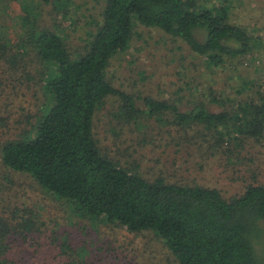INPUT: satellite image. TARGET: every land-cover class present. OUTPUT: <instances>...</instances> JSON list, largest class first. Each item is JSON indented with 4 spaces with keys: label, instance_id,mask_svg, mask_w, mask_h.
Returning <instances> with one entry per match:
<instances>
[{
    "label": "trees",
    "instance_id": "trees-1",
    "mask_svg": "<svg viewBox=\"0 0 264 264\" xmlns=\"http://www.w3.org/2000/svg\"><path fill=\"white\" fill-rule=\"evenodd\" d=\"M27 1L0 0V98L7 89L14 94L22 78H40L44 102L30 130L34 138L0 140V170L30 176L81 219L130 233L156 232L178 264H264L263 182L254 179L227 197L217 188L147 180L105 154L94 134L96 110L114 97L122 125L153 117L163 123L166 117L175 133L198 130L210 148L212 136L227 157L233 145H264L262 83H248L256 96L213 99L220 106L214 112L203 101L187 109L136 96L108 78L113 57L129 48L137 25L182 40L209 66L256 58L258 38L232 21L240 0H103L95 30L75 50L67 37L44 26L43 4L66 18L69 0H39L36 11ZM17 4L23 14L14 16ZM8 119L0 104V124ZM8 183L0 173V264H142L124 250L103 256L102 247L68 231L51 232L49 223L15 200Z\"/></svg>",
    "mask_w": 264,
    "mask_h": 264
},
{
    "label": "rangeland",
    "instance_id": "rangeland-1",
    "mask_svg": "<svg viewBox=\"0 0 264 264\" xmlns=\"http://www.w3.org/2000/svg\"><path fill=\"white\" fill-rule=\"evenodd\" d=\"M204 1L216 0H198ZM27 2L35 11L39 9L37 5L40 7L39 0ZM43 5L44 26L67 37L75 50L95 30L104 2L69 0L66 18L56 14L53 5ZM11 7L14 16L23 14L18 4ZM232 21L258 38L256 58L231 59L222 67L209 66L206 57L195 54L182 40L159 29L137 25L129 48L113 57L108 78L116 88L128 93L167 100L187 109L203 101L215 112L220 106L213 104V99L222 102L256 96L251 90L254 85L248 83L264 85V0L238 1ZM22 79L25 83L20 82L14 94L12 89H7L5 98H0L3 115L9 116L8 121L0 124V140L34 138L30 130L44 102L43 90L40 78ZM244 84L250 89L244 91ZM241 89L243 92L237 93ZM9 94L12 95L8 97ZM117 111V99H106L95 112L94 134L105 154L122 167L138 171L147 180L162 177L169 183L217 188L227 197L236 195L254 179L264 183V145L245 142L242 149L233 145V155L227 157L223 156L226 149L219 151L212 136L209 139L212 148L205 144L198 130L175 133L178 128L166 122V117H162L163 123L153 117L143 118L137 126L122 125ZM0 173L8 178L7 186L17 192L15 200L27 204L40 220L49 223L51 232L68 231L93 248L102 247L103 256L108 250L118 248L130 258L137 257L142 264H178L156 232L130 233L119 226L81 219L30 176L3 167ZM260 244L264 254V234Z\"/></svg>",
    "mask_w": 264,
    "mask_h": 264
}]
</instances>
